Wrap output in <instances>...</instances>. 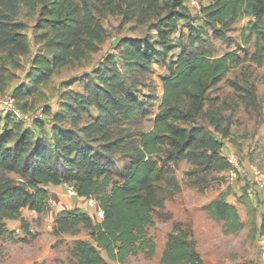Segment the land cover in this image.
Listing matches in <instances>:
<instances>
[{"label": "rangeland", "instance_id": "374dc122", "mask_svg": "<svg viewBox=\"0 0 264 264\" xmlns=\"http://www.w3.org/2000/svg\"><path fill=\"white\" fill-rule=\"evenodd\" d=\"M47 1L0 0V25L12 30L14 39L8 42L12 47L0 46V97L12 95L30 117L29 121L0 115V181L20 178L10 165L21 134L28 129L35 142H53V127L77 133L82 144L79 152L71 150V142L65 148L55 147L62 158L83 161L84 167H109L112 181L120 180L118 173L137 145V134L152 127L163 92L160 76L166 71L165 59L176 57L181 45L205 46L222 54L236 47L239 25L244 23L239 17L229 33L234 41L225 42L204 31H191L187 22L179 21L166 57L129 65L119 56L123 40L152 43L146 41L157 35L151 25L167 13L170 0H69L71 13L61 21L70 25L62 28L59 22H50L64 29L65 37L44 17ZM197 5L186 6L192 17L188 23L199 28L203 21ZM47 41L68 42L57 47ZM251 49L252 44L240 50L244 62L210 88L196 123L200 141L174 160L165 151L154 155L161 169L159 193L165 198L164 205L153 210L154 224L148 228L155 252L151 256L138 252L126 263L108 260L103 252L107 264H161L166 239L177 222L195 240L205 264H264V189L248 180L249 165L264 173V61L251 62L246 56ZM39 52L50 63L46 69L34 63ZM133 101L142 110L126 119L121 111ZM113 141L118 143L113 146ZM230 151L239 159L235 172L226 159ZM220 193L237 207L243 226L236 232L224 233L222 221L203 208ZM71 196L72 203L67 204L63 196L51 193L43 213L22 208L23 221L9 218L7 232L0 235V264L41 260L71 264L75 241L89 239V229L82 226L73 233L55 231L56 209L78 205V198ZM85 207L80 209L88 214L95 208L87 201Z\"/></svg>", "mask_w": 264, "mask_h": 264}, {"label": "trees", "instance_id": "16d2710c", "mask_svg": "<svg viewBox=\"0 0 264 264\" xmlns=\"http://www.w3.org/2000/svg\"><path fill=\"white\" fill-rule=\"evenodd\" d=\"M187 1L170 0L167 13L151 25L157 35L146 41L153 42L143 46L135 40L124 39L125 45L119 56L129 65L143 58L166 57L172 49L179 21L183 25L184 21L187 22L185 25H190L191 31H204L214 38L231 42L234 39L229 33L234 30V23L239 17H248L239 28L236 47L215 55L205 46L195 49L189 48L191 45H181L176 57L165 59L166 71L160 76L163 92L158 110L153 114L152 127L137 134V145L118 173L121 175L118 181H112L109 167H84L83 161L62 158L55 150V147L65 148L64 144L71 142L72 145H68L71 150L79 152L82 144L77 133L53 127V142L47 139L35 142L33 132L25 130L16 143L10 165L20 178L0 181V235L7 232V219L20 218L23 221L22 208L28 207L36 212L47 208L48 184L67 182L74 185L79 196L94 197L104 213L103 217L93 219L79 207L59 212L54 226L56 232L73 233L80 226L89 229V239L75 241L71 264H107V259L126 263L138 252L147 256L155 252L156 243L148 228L154 224L153 210L162 207L165 198L159 193L161 169L154 155L165 151L168 158L174 160L200 141V128L196 123L207 94L232 67L244 62L240 50L252 44L253 49L246 55L248 59L258 65L264 61V0H209L200 6L199 16L203 24L199 28L188 23L192 17L187 10ZM70 13L69 0H48L44 17L49 24L59 22L57 24L64 28L70 24L61 20L67 19ZM50 26L60 37L66 36L64 29ZM12 32L0 25V46H10L8 42L14 41ZM67 42L47 41V45L58 47ZM38 54L34 63L43 69L48 68L49 61L42 53ZM228 81L232 86H238L235 81ZM250 92L253 96V91ZM141 110L139 103L133 101L121 112L129 119ZM186 121L193 125L179 124ZM117 143L113 141L112 144ZM203 208L213 219L222 221L224 233L236 232L243 226L237 207L227 201L225 193L211 199ZM33 264L49 263L41 260ZM161 264H205L195 240L188 237L181 222L175 223L168 234Z\"/></svg>", "mask_w": 264, "mask_h": 264}, {"label": "built area", "instance_id": "2783aa9c", "mask_svg": "<svg viewBox=\"0 0 264 264\" xmlns=\"http://www.w3.org/2000/svg\"><path fill=\"white\" fill-rule=\"evenodd\" d=\"M192 3H196L195 0H191ZM0 115L5 117L6 115H12L16 118L27 119L30 121V117H26L24 112L16 106L15 98L12 95L5 97H0ZM226 159L230 166L231 172H235L236 168L239 167V159L237 155L230 151L226 154ZM250 168V177L248 178L251 185L255 186L258 189H264V173L257 168L255 165H249ZM66 191L70 195L79 196L77 194L76 188L73 184L64 182ZM86 201L89 205L95 207V216L98 218L103 217V209L99 206L98 201L90 196L86 197Z\"/></svg>", "mask_w": 264, "mask_h": 264}, {"label": "crops", "instance_id": "0c3cea01", "mask_svg": "<svg viewBox=\"0 0 264 264\" xmlns=\"http://www.w3.org/2000/svg\"><path fill=\"white\" fill-rule=\"evenodd\" d=\"M196 1V4H198L197 5V7L196 8H198V11H197V14H199V9H200V6H201V4H205V3H207L209 0H195ZM190 2H192L191 0H189V1H187V5L190 3ZM242 20H244V23H242L241 25H239V28L243 25V24H245L246 23V21L248 20V17H243V18H241L240 19V21H242ZM236 26V23H234V27ZM47 188L49 189V195L51 194V193H53L54 195H59V196H63L64 197V202H67V204L68 203H72V200L73 199H71L72 198V196L71 195H69L68 193H67V191H66V187H65V185H64V182H61V183H58V184H53V183H50V184H48L47 185ZM74 197V196H73ZM50 198H51V196H50ZM75 198L77 199V203H78V205H77V207H79V208H81L82 206L84 207V208H86L85 207V204H86V201H85V198L86 197H84V196H75ZM76 201V200H75ZM58 206V204H56V207ZM24 208H27V209H29L28 207H24ZM29 210H31V209H29ZM56 210H58L57 211V213H59L60 212V210L61 209H56ZM82 210V209H81ZM93 211L91 212V213H89L91 216H92V218L93 219H95V208L94 209H92ZM34 211V210H33ZM36 212V211H35ZM36 213H43V211L42 212H36ZM9 220L10 219H7L6 220V225H8L9 224Z\"/></svg>", "mask_w": 264, "mask_h": 264}]
</instances>
